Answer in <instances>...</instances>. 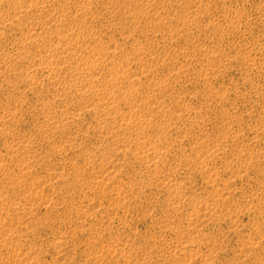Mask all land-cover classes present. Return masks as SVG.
I'll list each match as a JSON object with an SVG mask.
<instances>
[{
  "label": "bare ground",
  "instance_id": "obj_1",
  "mask_svg": "<svg viewBox=\"0 0 264 264\" xmlns=\"http://www.w3.org/2000/svg\"><path fill=\"white\" fill-rule=\"evenodd\" d=\"M221 1L0 0V264H264V61Z\"/></svg>",
  "mask_w": 264,
  "mask_h": 264
},
{
  "label": "rangeland",
  "instance_id": "obj_2",
  "mask_svg": "<svg viewBox=\"0 0 264 264\" xmlns=\"http://www.w3.org/2000/svg\"><path fill=\"white\" fill-rule=\"evenodd\" d=\"M205 1H207L208 3H210L211 4V6H209L208 7V9H207V11L205 12V15L206 16H208V17H212V18H215V20L216 21H219V22H224V19H226V17H228V18H230L231 17V14H226V16H225V18H218L219 16H221L218 12H219V10H217V8H215L214 6H220L222 3H223V1H221V0H205ZM248 1V2H247ZM255 1H257V0H254V1H252V0H241V2L240 3H242V4H239V2H237V1H235L234 3H237L236 5L237 6H239V7H241V8H244V6H246L248 9H247V11H251V13H250V18L249 19H247L246 20V23H245V25H244V31H242L241 33H239V34H236V35H230V34H227L226 35V42L228 43H232V45H235V46H237L239 49L240 48H242V49H244L245 48V50L247 49V51H248V49L251 51L250 53V56H252V58H255L258 62L260 61L261 62V64H262V62L264 61V36H262V35H264V33H263V31H264V17H262L263 15H262V13L264 12V9L263 10H261V7H262V4H263V2H264V0H258L257 2V4H255ZM261 1V2H260ZM213 2V3H212ZM260 3V4H259ZM216 4H218V5H216ZM246 4V5H245ZM256 7H255V6ZM214 8V9H213ZM251 9V10H250ZM253 9V10H252ZM260 9V10H259ZM216 11H218V12H216ZM263 11V12H262ZM208 12H210V13H208ZM215 12V13H214ZM259 13V14H258ZM211 14H213V15H211ZM254 14H256V15H254ZM211 15V16H210ZM228 15V16H227ZM261 15V16H260ZM215 16V17H214ZM217 16V17H216ZM257 17V18H256ZM218 18V19H217ZM262 18V19H261ZM210 19V18H209ZM261 19V20H260ZM260 21V22H259ZM248 24V25H247ZM250 24V25H249ZM257 24V25H256ZM262 25V26H261ZM248 26V27H247ZM251 27V28H250ZM251 30H250V29ZM255 28H258V29H256L255 30ZM260 29V30H259ZM262 29V30H261ZM250 32H249V31ZM257 31V32H256ZM244 32V33H243ZM248 34H247V33ZM253 32V33H252ZM259 32H261V33H259ZM250 33H252V35H250ZM255 33V34H254ZM257 33V34H256ZM239 35V36H238ZM248 35H250V36H248ZM253 36V37H252ZM254 36H256V37H254ZM263 37L262 39H260L261 37ZM230 37V38H229ZM239 37V38H238ZM242 39H241V38ZM252 38V39H251ZM239 39H241V42L239 41ZM246 39V40H245ZM249 39H251V40H249ZM253 39H255V40H253ZM259 39H260V41H259ZM228 40V41H227ZM233 41V42H232ZM258 41V42H257ZM240 42V43H239ZM249 42L251 43V44H249ZM225 42L223 43V44H221V46L222 47H225ZM239 46H238V45ZM258 44V45H257ZM261 44V45H260ZM250 45H251V47L252 48H255V49H252L251 47H250ZM256 45V46H255ZM220 46V48H222ZM247 46V47H246ZM259 47V48H258ZM258 48V49H257ZM253 53V54H252ZM255 53V54H254ZM260 54H262V56L263 57H260L261 55ZM256 57H255V56ZM259 57H258V56ZM258 57V58H257ZM263 58V59H262ZM261 59H262V61H261ZM264 63V62H263ZM236 66V65H235ZM262 66H264V64L262 65ZM262 66H260L259 67V69H258V71L257 72H259V70H260V68L262 67ZM233 71H234V73H233ZM256 71H254V72H252L251 73V75L252 76H255V77H253V79L255 80L254 82L256 83L257 82V84H263L262 83V81L264 80V77L263 76H261V77H258L259 76V73H257ZM235 73H237V71L236 70H231L230 72H228V74L227 75H229V76H227V77H224V78H222L221 79V81H228L227 79H232L233 81H236V82H241V80H240V74H239V72L237 73V76H236V74ZM255 73V74H254ZM257 75V76H256ZM233 76V77H232ZM237 77V78H236ZM257 77V78H256ZM227 78V79H226ZM239 78V79H238ZM218 81V80H217ZM220 81V80H219ZM138 229H140V230H143V225L142 224H138Z\"/></svg>",
  "mask_w": 264,
  "mask_h": 264
}]
</instances>
